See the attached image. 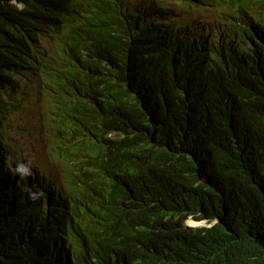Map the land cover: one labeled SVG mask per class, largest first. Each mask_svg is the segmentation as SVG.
I'll use <instances>...</instances> for the list:
<instances>
[{
	"label": "trees",
	"instance_id": "trees-1",
	"mask_svg": "<svg viewBox=\"0 0 264 264\" xmlns=\"http://www.w3.org/2000/svg\"><path fill=\"white\" fill-rule=\"evenodd\" d=\"M12 1L0 0V264H70L72 245L82 264H97L120 237L110 226L137 221L142 201L162 212L154 229L163 235L142 241L163 264H202L216 244L222 264H264V74L236 81L247 121L195 128L186 113L200 101L185 96L183 108L159 74L185 44L150 22L157 0H16L22 10ZM211 1L231 26L264 25L253 0ZM24 105L39 106L50 156L78 158L66 195L16 170L24 157L10 130ZM204 138L211 150L196 159ZM90 164L104 183L93 182ZM26 186L42 195L29 199ZM189 219L217 222L192 228Z\"/></svg>",
	"mask_w": 264,
	"mask_h": 264
},
{
	"label": "clouds",
	"instance_id": "clouds-1",
	"mask_svg": "<svg viewBox=\"0 0 264 264\" xmlns=\"http://www.w3.org/2000/svg\"><path fill=\"white\" fill-rule=\"evenodd\" d=\"M262 2L263 0H260V6L264 8ZM11 4L20 10L24 8L16 0ZM254 4L257 6L258 2L254 1ZM210 8H213V12L216 13L217 8L211 0H195V3L185 8V12L178 17V14L166 7L164 9L158 2L160 17L149 19L150 22L154 21L157 24L158 30L162 31L161 28H163L164 31L179 37L185 44V48L178 55L163 62L161 68L164 70L159 74L170 80L180 91L178 103L183 108H186L185 96L195 97L200 101L199 104L188 107L186 114L191 126L203 130L212 127L217 120H223L226 123L247 121L249 114L243 112V106L246 103L242 99V93L246 90L236 81H245L252 74H264V25L245 19L237 22L239 25L237 28L221 21L217 15L214 16L213 21L194 16L195 10L200 14H207L212 11ZM258 13L264 21L263 12L259 8L252 16L258 17ZM118 137V134L109 136V138ZM211 144L208 138L199 139L195 158L207 157ZM15 157L19 156L15 155ZM26 160L27 158L24 157L22 164H18L16 168L22 179L28 177L32 183L42 188L52 189L53 185L57 187L52 180L47 179L41 171L33 167L30 161ZM61 161L65 164V178L68 185L78 174V158L67 155L61 158ZM85 169L93 182H103V179L97 175L98 171L94 165H85ZM98 187L102 189L101 186L98 185ZM23 191L32 200L42 195L41 192H35L27 186L23 188ZM65 191L67 194L66 183ZM142 203L143 213L137 221L120 220L110 226V229L120 233V237L111 239L113 244L110 249L103 251L109 256L97 264H141L144 261L148 264H163L157 259L154 247L142 241H152L163 235L154 229L156 225L161 224L158 216L162 212L146 202L142 201ZM66 213L61 223L64 229L70 224V210ZM201 222H205L207 226L192 228H211L217 221ZM64 250L67 251L70 264H82V255L75 245L66 246ZM201 263L222 264L220 246L216 244L213 250L204 252Z\"/></svg>",
	"mask_w": 264,
	"mask_h": 264
},
{
	"label": "rangeland",
	"instance_id": "rangeland-1",
	"mask_svg": "<svg viewBox=\"0 0 264 264\" xmlns=\"http://www.w3.org/2000/svg\"><path fill=\"white\" fill-rule=\"evenodd\" d=\"M162 3L163 8H168L175 14H183L185 12V4L182 0H157ZM258 2V8L263 12L264 8L260 6V0H254ZM192 8V7H191ZM211 9V8H210ZM207 12V14H200L196 10L194 11L195 17L205 18V20H214L215 12ZM35 83L31 84L34 85ZM26 93L31 96V100L34 99L33 95L35 91L26 88ZM44 105V104H43ZM42 108V102L39 104ZM39 106L24 105L21 110L13 116V127L10 130L12 136V142L15 147L16 154L27 158L26 161H30L33 167L41 171V173L49 180H52L54 184L65 191V164L54 156L49 155L50 147V129L39 111ZM188 227H202L207 226L205 222L196 223L194 220H188L185 224Z\"/></svg>",
	"mask_w": 264,
	"mask_h": 264
}]
</instances>
